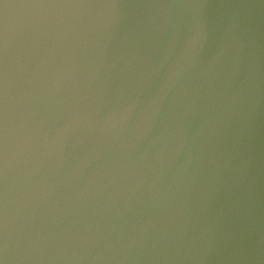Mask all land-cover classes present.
Returning <instances> with one entry per match:
<instances>
[{
	"label": "water",
	"instance_id": "95a60500",
	"mask_svg": "<svg viewBox=\"0 0 264 264\" xmlns=\"http://www.w3.org/2000/svg\"><path fill=\"white\" fill-rule=\"evenodd\" d=\"M7 264H264V0H0Z\"/></svg>",
	"mask_w": 264,
	"mask_h": 264
},
{
	"label": "snow or ice",
	"instance_id": "6c2138e0",
	"mask_svg": "<svg viewBox=\"0 0 264 264\" xmlns=\"http://www.w3.org/2000/svg\"><path fill=\"white\" fill-rule=\"evenodd\" d=\"M6 247L0 242V264H7Z\"/></svg>",
	"mask_w": 264,
	"mask_h": 264
}]
</instances>
